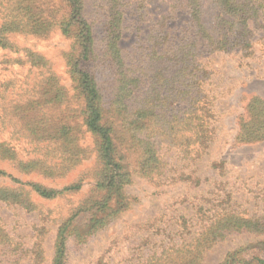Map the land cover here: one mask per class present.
Masks as SVG:
<instances>
[{"label":"trees","instance_id":"16d2710c","mask_svg":"<svg viewBox=\"0 0 264 264\" xmlns=\"http://www.w3.org/2000/svg\"><path fill=\"white\" fill-rule=\"evenodd\" d=\"M206 1L212 2L216 12L213 25L205 18ZM95 6L89 21L84 0H0V50L16 55L5 63L10 67L29 65L38 73L31 83L12 79V89L27 95L15 109L37 108L39 102L33 99L40 95H49L53 108L60 109L55 124L49 123L46 112L39 111L35 120L28 121L30 135L45 155L21 163L22 168L48 179L60 178L87 159L85 153L94 152L100 167L96 186L106 193L105 206L121 208L125 207L124 189L131 177L122 156L131 151L143 156L137 160L142 178L165 184L168 178L159 173V156H166L162 150L169 148L167 152L178 151L184 158L180 162L190 169L180 178L172 176L170 184L184 181L196 187L200 183L196 166L216 139L210 129L215 96L204 88L210 73L202 60L233 51L243 58L251 56L256 34L253 25L264 29V0H186L189 20L178 35L168 32L163 21L160 29L132 47V53L121 45L127 31L125 0H95ZM178 7L182 8L172 6V15ZM56 30L72 41L62 54L74 95L61 85L45 56L17 42V37L45 39ZM261 111L248 127L240 126L236 137L240 144L264 140V104ZM86 134L92 139L91 151L80 144ZM53 153L67 157L53 162ZM219 167L223 169L224 164ZM24 185L41 198L56 195L32 182ZM79 186L78 182L66 188ZM225 196L230 200L232 194L226 192ZM2 197L30 205L22 192L12 198L7 192ZM206 203L199 206L203 213L197 222L194 215L182 222V242L163 250L157 258L151 257L147 264H166L171 258L172 264H202L206 251L232 235H264V215L239 212L234 210L236 203L228 201L218 210L211 200ZM66 223L57 239L53 264H66ZM258 250L264 252V248ZM221 264H264V258L246 255L242 249L227 253Z\"/></svg>","mask_w":264,"mask_h":264},{"label":"rangeland","instance_id":"374dc122","mask_svg":"<svg viewBox=\"0 0 264 264\" xmlns=\"http://www.w3.org/2000/svg\"><path fill=\"white\" fill-rule=\"evenodd\" d=\"M84 3L86 17L91 21L95 0ZM125 4L127 31L121 45L129 53L137 42L160 29L163 21L168 32L178 35L189 20L186 0H125ZM174 5L182 8L178 7L172 15ZM203 10L207 13L206 21L213 25L216 12L212 2L206 1ZM253 26L256 34L251 56L243 58L233 51L202 60L210 73L205 77L204 88L211 89L215 96L210 129H214L216 139L196 166L200 183L196 187L184 181L170 184L172 176L180 178L190 169L187 163L180 162L183 156L178 151L167 152L169 148L162 150L166 156H159L162 160L159 173L168 178L166 185L150 182L142 178L137 163L143 156L131 151L122 156L131 177L124 189L125 207L121 208L114 204L105 206L106 193L96 186L100 167L94 152L85 153L87 159L60 178L48 179L22 168L21 163L45 155L44 151L39 152L35 138L30 135L28 121L35 120L39 111L46 112L49 123L55 124L60 109L53 108L49 95H40L33 99L39 102L37 108L16 110L15 104L25 102L27 95L12 89V79L19 83L28 79L31 83L38 73L36 69L30 70L29 65L10 67L5 61L16 55L0 50V264H53L57 239L68 220L63 235L66 264H147L151 257L157 258L163 250L182 242V222L193 215L194 223L197 222V216L203 213L199 206L208 204V200L216 210L226 207L228 201L236 203L234 210L239 212L264 215V140L240 144L236 139L240 126L246 128L253 123L264 104V29ZM17 42L45 56L61 85L69 95H74L62 54L70 49L71 40L56 30L45 39L17 37ZM80 144L91 151L90 135L86 134ZM53 155L50 156L53 162L67 157ZM220 164H224L223 169ZM27 182L54 190L56 195L41 198L24 185ZM78 182L79 188H66ZM7 192L10 198L22 192L30 205L5 201L2 196ZM226 192L232 194L230 200ZM263 242L264 235H232L206 251L202 264H221L227 253L242 249L246 255L264 258V252L258 250L264 248L259 246ZM252 248H256L254 253ZM166 264H172V258Z\"/></svg>","mask_w":264,"mask_h":264}]
</instances>
